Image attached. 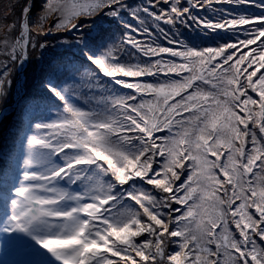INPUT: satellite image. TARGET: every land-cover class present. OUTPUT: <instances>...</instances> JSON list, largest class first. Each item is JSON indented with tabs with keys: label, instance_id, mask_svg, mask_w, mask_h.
<instances>
[{
	"label": "snow or ice",
	"instance_id": "1",
	"mask_svg": "<svg viewBox=\"0 0 264 264\" xmlns=\"http://www.w3.org/2000/svg\"><path fill=\"white\" fill-rule=\"evenodd\" d=\"M234 2L261 12L213 22L175 0L159 14L148 6L130 13L141 24L140 11L169 24L188 14L206 29L244 31L215 47H153L126 23L129 31L106 44L104 30L93 35L80 23L118 18L124 0H44L35 31L32 4L15 37V21L0 25V100L9 62L22 67L30 47L45 49L39 36L78 29L73 38L95 66L84 75L101 93L85 107L47 81L62 108L47 121L29 120L20 155L14 140L0 163V242H33L27 264H264V0ZM49 17L55 23L44 29ZM127 46L157 58L140 61ZM77 181L78 190L63 186Z\"/></svg>",
	"mask_w": 264,
	"mask_h": 264
},
{
	"label": "trees",
	"instance_id": "2",
	"mask_svg": "<svg viewBox=\"0 0 264 264\" xmlns=\"http://www.w3.org/2000/svg\"><path fill=\"white\" fill-rule=\"evenodd\" d=\"M19 1H21L19 3L20 9V6L23 7L26 4V0ZM37 1L40 4L44 0H36V4ZM130 1L124 0V3L129 2L130 7L127 5V8L121 12L118 18H112L103 14L96 18L98 22L104 21L103 23H105L102 30H104L106 44L110 42L115 43L120 40L125 32L129 31V29L124 26L125 23L140 28V32H132L131 34L136 37L137 40L147 41L152 44L153 47L157 45L172 48L180 47L175 43H169V40H182L199 47H215L218 43L228 42L229 40L235 41L237 37L240 39L244 38L243 30L233 34L223 29L215 31L206 29L195 20L188 19V14H185L179 20H176L174 24H169L165 23L163 19L155 21L148 14L140 11L139 16L144 21V23L141 24L130 14L133 10L148 6L152 12L159 14L162 11L170 10L171 4L174 3L175 0H168V2H165V0ZM259 2L260 0H256V3ZM199 3H203V0H179L178 6L181 8L189 7L192 16L199 19L207 18L213 22H219L222 19H230L233 15L259 14L261 12V9L255 6V4H236L234 0L233 2H229V0H213L210 6L192 7V5ZM42 5L43 4H40L39 7ZM35 12L36 9H34V13ZM185 20H187V24L184 23ZM86 21L90 23L92 20L81 19L80 23L85 22L86 24ZM54 23L55 21L53 19L48 22L49 26ZM29 24L30 26H33V31H35V26L32 21H29ZM100 26H102V24ZM144 27L149 28L150 34H146L142 31ZM247 27L248 26H244V28ZM79 32L80 31L74 32V35L72 36L64 31H54L51 35L37 37L39 43H46L47 45L44 49L47 54L44 57L35 56L39 47L35 48L36 53L35 49L31 47L29 48L28 64L25 68V93L22 95L20 103L16 107H9L6 109V112L0 121V163H6L7 153L13 148L14 140L16 155H20L22 133L27 130V123L29 120L33 123L47 121L50 118H53V115L58 109L62 108V102L54 97V95L45 87V84L49 79H51L59 88L67 89V94L75 95L76 102L82 106L88 107V105L83 104L84 99L94 101V99L100 96L101 93L95 87V82L93 81L89 83L87 77L84 75L86 71L94 70L95 66L91 65L90 62L84 58L82 46L77 44L73 38ZM127 47L130 53H136V56L140 61L148 62L157 58L145 57L136 52L131 46ZM160 58L163 60H175L178 63L180 62L179 57L174 58L169 54H162ZM11 73L12 74L9 77L11 82L8 84L9 89L13 87L14 81V70L12 72V67ZM160 78H164L163 74H161ZM126 79L131 80L134 78ZM138 79L142 81H153L155 77H140ZM100 80L103 83H108V78L104 77L102 74H100ZM109 87L116 88L121 93L132 91L123 89L114 84H109ZM12 101L11 91H7V96L3 100H0V109L4 108L6 105H10ZM79 183L81 182L77 181L74 185L63 186H67L70 189L81 188L78 187ZM32 245L33 242L30 243V246L22 248L20 254H22L23 251L30 253ZM0 259H3L1 254ZM6 260L11 261L10 258H6Z\"/></svg>",
	"mask_w": 264,
	"mask_h": 264
},
{
	"label": "rangeland",
	"instance_id": "3",
	"mask_svg": "<svg viewBox=\"0 0 264 264\" xmlns=\"http://www.w3.org/2000/svg\"><path fill=\"white\" fill-rule=\"evenodd\" d=\"M34 0H26V4H32V13L29 14V21H32L33 25L35 26L36 23V17L37 14L39 13L41 7L40 4H43L44 1L43 0H39V1H43L40 4L37 1V4H34L33 2ZM130 1V0H129ZM21 1L19 0H0V25H7L12 23L13 21L16 22V27L15 29L11 32V36L15 37L16 35L19 34L20 31V16H21V10L22 8L26 5H24L23 7L20 6L19 9V3ZM131 2V1H130ZM18 4V6H17ZM126 5L130 4L129 2L125 3ZM35 5V6H34ZM19 9V10H18ZM34 9H36V12L34 13ZM6 17V19H5ZM51 19H53L52 17H49L47 20L44 21L43 23V28H47L50 27L48 22L51 21ZM87 22V21H86ZM102 22H98V20H92L90 21V23H86V24H91L92 28H91V32L93 35L96 34L97 30L102 29V27H104L105 23ZM85 24V22H84ZM102 24V26H100ZM80 31L79 29L77 30V32ZM72 36L74 35L73 33H69ZM0 38H2V33H0ZM112 43V42H110ZM35 53H36V49H35ZM38 53V55H37ZM36 53V57H44L46 56L47 52L44 49H40L38 48ZM4 59V57L0 56V61H2ZM28 64V60L23 63V66H17V65H13L11 62H9V67L11 69L12 67V72L14 70V81H13V87L11 89H9V86L7 85V91H11L12 94V103L10 105H6L4 108L0 109V121L2 120L3 115L6 112V109L11 107L14 108L16 107L19 103H20V99L22 97V95L25 93V88H24V82H25V68ZM12 74V73H11ZM10 74V75H11ZM52 119V118H50ZM78 187H82L81 183L78 184ZM80 188H72L71 190H78ZM28 238H25V240H27ZM31 241L28 240L27 244H4L3 242L0 243V254L3 257V259H0V264H27L28 261L33 259V256L30 253H27L26 251H23L22 254H20V250L24 247L30 246ZM6 258H10L11 261H7Z\"/></svg>",
	"mask_w": 264,
	"mask_h": 264
},
{
	"label": "water",
	"instance_id": "4",
	"mask_svg": "<svg viewBox=\"0 0 264 264\" xmlns=\"http://www.w3.org/2000/svg\"><path fill=\"white\" fill-rule=\"evenodd\" d=\"M33 2H34V4H36V0H34ZM34 6H35V5H34ZM32 11H33V9H32ZM32 11H31V13H32Z\"/></svg>",
	"mask_w": 264,
	"mask_h": 264
}]
</instances>
